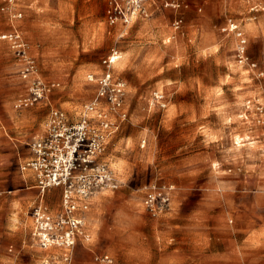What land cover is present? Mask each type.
Returning a JSON list of instances; mask_svg holds the SVG:
<instances>
[{
    "label": "rangeland",
    "instance_id": "rangeland-1",
    "mask_svg": "<svg viewBox=\"0 0 264 264\" xmlns=\"http://www.w3.org/2000/svg\"><path fill=\"white\" fill-rule=\"evenodd\" d=\"M150 3L148 15L111 25L108 0H25L17 18L2 11L0 2V34L14 27L21 31L49 87L43 100L16 110L26 82L10 42L0 39V264L1 253L37 249L31 207L11 206L26 186L21 162L30 143L54 110L75 120L83 115L98 91L89 75L103 73V58L113 50L121 53L112 70L125 82L126 116L110 115L100 157L119 181L105 191L100 213L106 229L113 232L116 224L124 235L153 233L147 223L153 215L143 204L153 181L174 186V205L189 200L186 187L224 173L230 182L242 179L246 192L257 191L264 203V33L253 39L241 24L261 22L264 31V2L250 14L240 0H180L178 7ZM231 22L238 28L231 30ZM208 130L224 136L211 140L216 136ZM60 197V190L48 192L51 208ZM13 218L16 227H8ZM94 223L93 217V236L99 227ZM128 261L119 264H142L141 258Z\"/></svg>",
    "mask_w": 264,
    "mask_h": 264
},
{
    "label": "built area",
    "instance_id": "built-area-1",
    "mask_svg": "<svg viewBox=\"0 0 264 264\" xmlns=\"http://www.w3.org/2000/svg\"><path fill=\"white\" fill-rule=\"evenodd\" d=\"M3 1L2 11L10 12L13 17H22V11L14 9L18 0ZM163 1L180 6V0ZM150 2L108 0L107 19L111 24H128L140 16L148 15ZM181 21L176 20V25ZM237 28L238 25L231 22L230 29ZM0 39L11 43L14 53L22 62L19 74L27 81L26 93L14 102L13 107L16 110L31 107L45 98L49 87L42 79L36 59L30 54L21 31L2 33ZM241 43V61L245 62L249 57L245 52L244 38ZM117 54L118 51L113 50L103 58L105 70L99 77L89 75L90 80L97 81L98 91L94 100L86 105L83 115L75 120L62 109L54 110L47 122L46 132L32 140L31 154L21 163L23 172L30 170L34 173L39 190V200L31 208L32 236L43 248H63V256L67 261H71L79 241H88L92 237L84 214L90 207V197L99 191L119 186L113 167L100 158L110 134L111 116L118 112L126 116L122 110L125 82L115 76L112 70ZM52 189L61 192L60 205L56 210L44 199ZM173 191L174 186L171 184L151 182L144 198L145 207L152 215L165 212L170 207ZM96 259L102 264L114 263L113 257L107 253L96 255Z\"/></svg>",
    "mask_w": 264,
    "mask_h": 264
},
{
    "label": "crops",
    "instance_id": "crops-1",
    "mask_svg": "<svg viewBox=\"0 0 264 264\" xmlns=\"http://www.w3.org/2000/svg\"><path fill=\"white\" fill-rule=\"evenodd\" d=\"M23 1L25 0H18L14 9L19 11ZM240 2L243 12L250 14L264 0ZM4 12L13 17L10 12ZM107 22L109 23L108 19ZM241 24L253 39H256V36L261 37L264 33L261 22L250 21ZM13 30L19 29L14 27L11 31ZM15 57L20 69L22 62L16 54ZM21 79L24 80L22 77ZM24 81L27 85V81ZM46 127L45 122L35 137L44 134ZM208 131L216 136L211 140H220L224 136L214 130ZM30 154L31 152L24 157V161ZM23 178L26 186H23V191L14 197L11 203L13 210L22 204L32 208L39 200L34 173L30 170L23 172ZM229 179L230 176L224 173H211L204 181L186 187L191 190L189 200H180L173 205L172 197L167 212L153 215V218L147 220L152 226L153 233L142 235L118 233L119 228L116 224L110 229L113 232L106 229L108 226L103 223L100 211L104 199L107 198L105 191L110 189L99 191L90 197V207L84 212L92 237L88 241L82 240L77 243L71 261L65 260L63 248H43L31 234L32 246H36L37 249L20 250L13 256L1 253L3 255L1 264H102L96 259V255L105 253L113 257V264H119L121 259L128 263V260L134 258H141L142 264H264L263 198L257 191L246 192L247 188L242 179L237 183L230 182ZM44 199L47 202V195ZM60 201L61 197L57 208L52 207L53 210L58 209ZM93 217L94 225L99 226L95 227L97 230H93L94 236L90 224ZM11 226L16 227L14 218L9 220L8 227Z\"/></svg>",
    "mask_w": 264,
    "mask_h": 264
},
{
    "label": "bare ground",
    "instance_id": "bare-ground-1",
    "mask_svg": "<svg viewBox=\"0 0 264 264\" xmlns=\"http://www.w3.org/2000/svg\"><path fill=\"white\" fill-rule=\"evenodd\" d=\"M120 56H121V53H120V55H119V53L116 55V59L118 60L119 58H120ZM117 62V61H116ZM25 177V176H24Z\"/></svg>",
    "mask_w": 264,
    "mask_h": 264
}]
</instances>
